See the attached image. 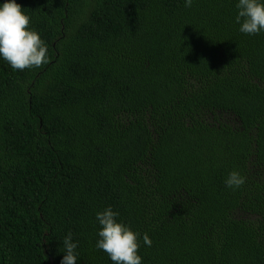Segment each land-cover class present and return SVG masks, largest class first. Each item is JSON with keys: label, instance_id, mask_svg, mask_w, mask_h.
Instances as JSON below:
<instances>
[{"label": "trees", "instance_id": "obj_1", "mask_svg": "<svg viewBox=\"0 0 264 264\" xmlns=\"http://www.w3.org/2000/svg\"><path fill=\"white\" fill-rule=\"evenodd\" d=\"M17 3L49 61L0 59V264H60L69 232L76 264H114L109 205L142 264H264V32L236 0Z\"/></svg>", "mask_w": 264, "mask_h": 264}, {"label": "clouds", "instance_id": "obj_2", "mask_svg": "<svg viewBox=\"0 0 264 264\" xmlns=\"http://www.w3.org/2000/svg\"><path fill=\"white\" fill-rule=\"evenodd\" d=\"M194 0H183L184 7L191 8ZM235 22L239 32L254 35L264 32V0H236ZM30 17L22 11L17 0H0V59L11 68H39L49 61L48 48L40 34L29 27ZM245 176L238 170H230L224 178L228 189H238L245 183ZM119 213L109 205L95 212L98 225L94 247L107 253L114 264H142L138 254L140 234L117 219ZM143 243L152 241L145 233ZM64 251L60 264H76L77 242L69 232L63 239Z\"/></svg>", "mask_w": 264, "mask_h": 264}]
</instances>
